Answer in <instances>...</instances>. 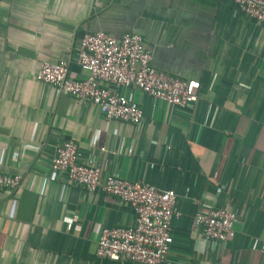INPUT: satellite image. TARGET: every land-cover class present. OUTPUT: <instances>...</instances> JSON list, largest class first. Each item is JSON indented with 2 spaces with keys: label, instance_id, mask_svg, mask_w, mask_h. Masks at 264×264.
<instances>
[{
  "label": "crops",
  "instance_id": "obj_1",
  "mask_svg": "<svg viewBox=\"0 0 264 264\" xmlns=\"http://www.w3.org/2000/svg\"><path fill=\"white\" fill-rule=\"evenodd\" d=\"M98 31L141 36L154 69L195 85L191 110L122 89L142 124L106 122L37 80L58 62L87 78L79 44ZM71 140L104 178L177 195L164 264H264V26L229 0H0V173L23 177L0 190V264H131L96 257L100 231L132 226L131 208L51 170ZM213 209L237 216L225 244L191 229Z\"/></svg>",
  "mask_w": 264,
  "mask_h": 264
},
{
  "label": "built area",
  "instance_id": "obj_2",
  "mask_svg": "<svg viewBox=\"0 0 264 264\" xmlns=\"http://www.w3.org/2000/svg\"><path fill=\"white\" fill-rule=\"evenodd\" d=\"M243 15L264 26V0H229ZM150 48L144 46L137 34H125L119 39L105 32L85 33L80 40L77 64L88 77H69L67 62L43 63L37 80L75 98L80 105L89 103L106 122L117 121L138 127L143 121L141 108L120 90H138L161 103L181 110H191L198 97L194 84H189L151 66ZM101 151H105L102 148ZM51 170L54 175L65 174L70 183L88 193L97 190L131 208L134 222L130 227L102 229L96 257L131 264H164L170 246L171 222L181 217L177 195L154 186L121 179L116 175L102 176L99 167L78 162V147L74 141L56 150ZM23 177L0 173V190L14 193ZM236 214L231 210L213 209L197 213L191 229L205 240L225 244L233 238ZM264 253V242L261 246Z\"/></svg>",
  "mask_w": 264,
  "mask_h": 264
}]
</instances>
